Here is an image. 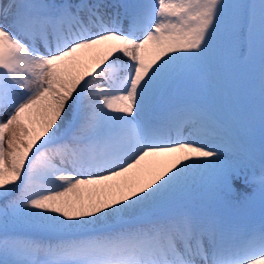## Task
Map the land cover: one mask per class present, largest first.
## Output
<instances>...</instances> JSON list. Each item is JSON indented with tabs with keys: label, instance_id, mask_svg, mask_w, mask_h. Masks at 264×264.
<instances>
[{
	"label": "snow or ice",
	"instance_id": "6c2138e0",
	"mask_svg": "<svg viewBox=\"0 0 264 264\" xmlns=\"http://www.w3.org/2000/svg\"><path fill=\"white\" fill-rule=\"evenodd\" d=\"M257 59L264 130V0H0V264H264V220L184 206L256 180L223 158ZM200 65L234 82L172 103Z\"/></svg>",
	"mask_w": 264,
	"mask_h": 264
},
{
	"label": "rangeland",
	"instance_id": "374dc122",
	"mask_svg": "<svg viewBox=\"0 0 264 264\" xmlns=\"http://www.w3.org/2000/svg\"><path fill=\"white\" fill-rule=\"evenodd\" d=\"M115 0H112V2ZM127 4H135L139 0H117ZM256 73L251 75L246 83L245 78L240 82V87L248 96L245 106L244 123L234 130L235 147L230 148L239 155L232 158L224 155L225 166L233 165L241 168V175L256 177L254 183H245L243 180L235 181V188L225 190L211 174L193 187L190 196L184 201V206L196 213L205 215L212 210H217L218 218L225 222L248 226L259 225L264 220V191L261 189L259 177L264 168V130L260 122V97H259V64L254 61ZM212 72L225 75L233 83L231 69L226 66L209 68L207 65L194 67L182 77L174 86L171 93V102L201 101L207 98L206 78ZM221 120H227L228 114L219 106L211 109Z\"/></svg>",
	"mask_w": 264,
	"mask_h": 264
},
{
	"label": "bare ground",
	"instance_id": "6f19581e",
	"mask_svg": "<svg viewBox=\"0 0 264 264\" xmlns=\"http://www.w3.org/2000/svg\"><path fill=\"white\" fill-rule=\"evenodd\" d=\"M117 0H115L116 2ZM114 2V1H113ZM186 101H182V100H176L174 99V101H172V103H175V104H179V103H184ZM225 154L232 157V158H239V155L237 153H235L232 149L228 148L225 150ZM217 210H212V211H209L208 213H205V215H211V216H216L218 217V213L216 212ZM224 221V220H223ZM230 223V222H229Z\"/></svg>",
	"mask_w": 264,
	"mask_h": 264
},
{
	"label": "trees",
	"instance_id": "16d2710c",
	"mask_svg": "<svg viewBox=\"0 0 264 264\" xmlns=\"http://www.w3.org/2000/svg\"><path fill=\"white\" fill-rule=\"evenodd\" d=\"M3 204V201H0V205ZM9 231L12 232V231H21L20 229H16L14 228L13 226L9 225Z\"/></svg>",
	"mask_w": 264,
	"mask_h": 264
}]
</instances>
